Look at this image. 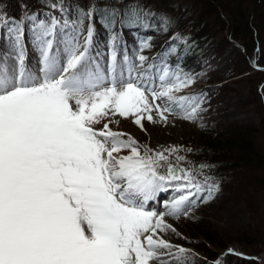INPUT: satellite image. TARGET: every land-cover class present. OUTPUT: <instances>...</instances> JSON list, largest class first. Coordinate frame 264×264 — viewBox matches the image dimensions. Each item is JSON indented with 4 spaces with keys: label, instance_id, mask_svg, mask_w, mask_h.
Masks as SVG:
<instances>
[{
    "label": "snow or ice",
    "instance_id": "snow-or-ice-1",
    "mask_svg": "<svg viewBox=\"0 0 264 264\" xmlns=\"http://www.w3.org/2000/svg\"><path fill=\"white\" fill-rule=\"evenodd\" d=\"M121 2L74 21L28 17L38 70L25 63L24 22L0 15V264H186L188 250L161 235L175 232L166 218L188 216L219 184L206 165L184 166L181 149H142L109 125L117 116L142 129L170 116L195 122L203 97L176 95L195 83L179 69L134 74L151 45L141 40L132 58L118 41L154 14ZM93 17L109 32L106 65ZM169 189L164 211L148 207Z\"/></svg>",
    "mask_w": 264,
    "mask_h": 264
},
{
    "label": "trees",
    "instance_id": "trees-1",
    "mask_svg": "<svg viewBox=\"0 0 264 264\" xmlns=\"http://www.w3.org/2000/svg\"><path fill=\"white\" fill-rule=\"evenodd\" d=\"M114 2L64 0L63 6L66 18L74 21L80 10ZM128 2L122 0L117 6L122 8ZM133 2L154 15L149 27L122 30V42L118 43L127 54L136 53L140 41L148 40L151 46L139 52L147 57L146 62L158 53L156 63L166 59L174 61L181 70L195 72L222 55L226 45L232 42L240 45V57L246 69L252 64L264 67V0ZM47 4V0H0V15L23 21L24 36H27V18ZM162 18L168 19L166 26L161 23ZM87 23L85 21V25ZM92 23L98 37L108 46L109 32L99 23L98 17H93ZM244 80L250 81V93L258 99L259 119L254 123L202 128L185 142L179 155L186 157V167L206 165L204 174L211 178L210 182L219 184V192L215 195L227 192L234 201H243L251 221L225 243L207 221L195 217L187 231L193 236L189 247L197 254H187L186 264H264L258 258L264 252V70H257ZM228 243H237L244 254L227 253L223 257Z\"/></svg>",
    "mask_w": 264,
    "mask_h": 264
},
{
    "label": "rangeland",
    "instance_id": "rangeland-1",
    "mask_svg": "<svg viewBox=\"0 0 264 264\" xmlns=\"http://www.w3.org/2000/svg\"><path fill=\"white\" fill-rule=\"evenodd\" d=\"M47 1V5H42L32 15H36L39 20L46 22L50 21L53 17L61 21L67 19V11L63 6L64 0ZM11 20L19 21L15 19ZM27 28L29 35L24 37L27 52L25 63L31 70H38L40 67L38 63L39 57L31 44V22L29 20ZM3 40L7 43L3 31L0 30V48H2ZM94 44L103 52L101 63L106 65L109 52L107 44H105L102 38L98 37V34L94 38ZM241 50L239 44L230 42L226 45L222 55L217 56L209 65L203 66L195 72L181 70L175 66L174 61L168 62L166 59H162L159 63H156L155 60L157 58L149 61L147 64L144 62L142 66L134 69V74L138 71L144 73L146 78L148 76L153 78L157 77L159 74L158 70L165 65L174 70L179 69L183 73L190 75L195 83L182 92L176 93V95H202V111L195 122L170 116L167 124L159 122L149 123L145 120L142 129L135 125L131 118L123 119L117 116L114 120L118 124L112 123L109 127L114 131L130 134L139 142L142 149L147 146L153 152H159L173 147L178 149L184 148L186 145L185 142L190 141L202 128H216L228 124L256 122L260 117V110L257 107L258 99L250 93V81L246 82L244 77L255 74L257 70H264V67L258 64H252V67L246 69L240 57ZM136 53L128 55L129 57L135 58ZM137 65H139L138 61ZM228 75L229 77H227ZM97 127L101 126L98 125ZM173 195L176 194L171 189L168 192L160 193L155 201L149 202L148 207L162 212L164 211L163 203L171 200ZM195 217H200L204 221H207V225L214 228L216 236L222 237L225 243L234 238L236 232L239 229L245 228L251 221L247 206L243 201H234L229 193L221 192L207 203L199 202L188 216H181L179 219L167 217V223L175 228V232L168 231L161 235L171 244L188 250L187 254H197L196 250L189 247L190 243H192L193 236L190 233L188 234L187 231L188 225L193 223L192 220ZM226 246L227 249L222 254L224 257L227 253L236 255L244 254L243 248L237 243H228ZM258 258L264 262V252Z\"/></svg>",
    "mask_w": 264,
    "mask_h": 264
}]
</instances>
